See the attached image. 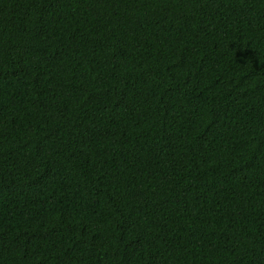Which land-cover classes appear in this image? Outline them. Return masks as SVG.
Instances as JSON below:
<instances>
[{
  "label": "trees",
  "instance_id": "16d2710c",
  "mask_svg": "<svg viewBox=\"0 0 264 264\" xmlns=\"http://www.w3.org/2000/svg\"><path fill=\"white\" fill-rule=\"evenodd\" d=\"M0 264H264V0H0Z\"/></svg>",
  "mask_w": 264,
  "mask_h": 264
}]
</instances>
